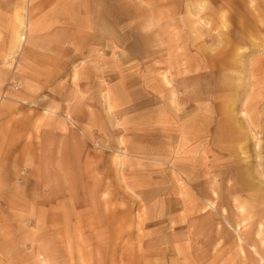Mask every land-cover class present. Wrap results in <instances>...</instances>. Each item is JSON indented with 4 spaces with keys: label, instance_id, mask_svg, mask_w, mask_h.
<instances>
[{
    "label": "rangeland",
    "instance_id": "rangeland-1",
    "mask_svg": "<svg viewBox=\"0 0 264 264\" xmlns=\"http://www.w3.org/2000/svg\"><path fill=\"white\" fill-rule=\"evenodd\" d=\"M96 4H105L112 28L105 31L107 46L99 45L97 53H107L115 63L122 60L128 69L123 98L130 109L124 112L138 118L122 132V165L115 135L81 127L75 164L69 142L63 143L64 163L58 169L60 159L52 153V187L45 193L53 204L45 213L23 216L15 230L24 240L22 264H177L175 243L188 246L193 264H212L221 245L215 242L216 222L226 228V220L237 222L245 235L264 221V0ZM27 6L28 0H0V103L9 90L24 89L14 73L22 46L7 45L2 22L21 27ZM101 32L95 30L96 38L103 37ZM29 83V94L21 96L32 108L55 95V78ZM40 144L32 140V149ZM60 147L48 144L50 150ZM173 166L187 171L173 174L180 185L191 184L193 193L209 200H215L216 190L222 203L217 211L209 206L204 214L193 211L192 221L147 245L149 229L135 184L169 179ZM27 172L24 167L20 175ZM239 204L245 208L242 215ZM263 237L264 230L256 233L257 241ZM255 257V264H264Z\"/></svg>",
    "mask_w": 264,
    "mask_h": 264
},
{
    "label": "crops",
    "instance_id": "crops-1",
    "mask_svg": "<svg viewBox=\"0 0 264 264\" xmlns=\"http://www.w3.org/2000/svg\"><path fill=\"white\" fill-rule=\"evenodd\" d=\"M10 12L13 14L12 10ZM26 13L27 17L19 28L12 27L9 20L2 22L6 26L7 45L22 46L14 73L21 78L24 89L9 90L11 97L0 103V264H22L25 261L24 240L16 236L18 231H15L18 222L23 216L45 213L48 204H53L48 202L45 193L52 187L48 161L52 153L60 159L55 166L58 169L64 163L63 143L69 142L70 148H74L70 155L75 164L79 156L76 143L82 141L77 129L81 127L83 131L115 135L121 164L122 132L134 126L138 118L136 113L124 112L130 109L123 98L127 92L128 69L122 60L115 63L107 53L102 56L97 53L99 45L107 46L105 31L112 29L111 20L105 15V4H96V0H28ZM98 13L100 17H97ZM0 29L3 34L4 28ZM96 29L102 31L101 39L96 38ZM18 31L23 39L17 38ZM32 78H38L40 82L55 78L53 98L33 108L24 98L26 93L29 94L25 85L30 84ZM2 82L0 80V94ZM44 84L47 87L46 82ZM158 120L159 117L156 124ZM36 126L37 133H32ZM32 140L43 144L32 149ZM51 141L59 142L60 149H48ZM24 167H28V172L21 176ZM172 168L169 179L157 178L147 186L135 184V189L139 190V206L143 207L141 210L146 214L144 220L149 229L147 245L155 243V236L192 221L193 211L204 214L208 206L217 211V206L222 203V199H217L216 190H213L215 200H209L193 193L191 184L180 185L174 175L187 171ZM155 172L162 173L160 170ZM34 191L40 196L36 197ZM239 205L236 206L237 212L242 215L245 208L242 205L243 209H240ZM195 207L199 208L195 210ZM36 211L39 213L35 214ZM223 213L220 208L218 215L221 218ZM226 223L229 228L222 221L215 224L218 234L215 242L221 245L211 260L212 264L235 261L255 264V255L264 260L261 247L264 237L260 238L261 241L256 240V233L260 235L264 230V221L257 224V229L253 225L245 235L239 231V223L230 220ZM172 247V254L177 257L173 260L177 264H193L192 252H188L186 244L175 243ZM198 259L200 263L201 259ZM204 260L206 262L207 258Z\"/></svg>",
    "mask_w": 264,
    "mask_h": 264
},
{
    "label": "bare ground",
    "instance_id": "bare-ground-1",
    "mask_svg": "<svg viewBox=\"0 0 264 264\" xmlns=\"http://www.w3.org/2000/svg\"><path fill=\"white\" fill-rule=\"evenodd\" d=\"M22 10H23V9H22ZM21 14H22V13H21ZM25 25H26V24H25ZM18 41H19V40H18ZM17 43H18V42H17ZM17 43H16V44H17ZM227 44H228V43H227ZM226 47H227V46H226ZM228 48H229V46H228ZM234 48H235V47H234ZM230 59H231V58H230ZM222 87H223V86H222ZM226 87H227V86H226ZM228 87H229V86H228ZM229 88H230V87H229ZM239 207H240V208H243L242 205H240Z\"/></svg>",
    "mask_w": 264,
    "mask_h": 264
}]
</instances>
